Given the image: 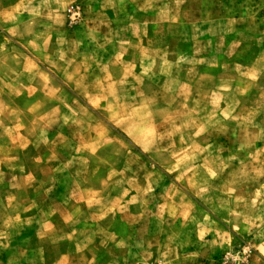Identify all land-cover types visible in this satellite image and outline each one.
Returning <instances> with one entry per match:
<instances>
[{
	"label": "rangeland",
	"instance_id": "374dc122",
	"mask_svg": "<svg viewBox=\"0 0 264 264\" xmlns=\"http://www.w3.org/2000/svg\"><path fill=\"white\" fill-rule=\"evenodd\" d=\"M60 3L67 17L69 7H79L78 23L74 26L67 23L73 29L103 19V29L109 32L111 40L114 36L110 42L112 53L123 45L137 50L148 46L152 52L143 54L157 58L171 73L176 74L178 69L184 77L201 81V91L207 94L218 92L217 80L232 81V89L218 93L221 98L218 95L216 102L223 101L217 107L227 124L225 130L233 132L238 148L230 151L218 147L205 154L201 152L211 162L223 155L209 169L186 165L163 172L134 148L128 135L120 130V111L132 108L135 99L122 100V86L117 80L111 81V99L106 108L94 113L78 101L70 105L67 99L71 94L61 93L60 86H56L47 93L46 116L39 117V108L32 103L24 133L17 125L20 118L15 115L12 120L20 133L0 134V141H24L31 145L0 149V264H120V258L131 261L139 251L133 241L135 237L146 238L148 243L155 241L148 236L149 214L122 211L126 205L134 208L153 205L161 195L159 191L147 193L149 184L139 190L141 197L136 200L128 194L126 197L132 202L125 203L113 195V191L121 189L119 180L204 177L201 170L224 178V183H217L216 178L215 182H204L208 189L218 193L198 189L206 194L199 201L215 211L214 216L225 218L228 227L232 224L235 234L231 235L232 242L215 254L211 264H223L226 257L242 264L262 263L256 253L264 243V0H62ZM112 60L117 65V58ZM160 85L151 82L147 88L158 90ZM1 95L7 97L5 92ZM61 95L66 116L60 120L55 104ZM8 97L15 104L14 114L23 109L15 103L16 94L9 93ZM104 112L108 114L107 121L101 116ZM232 115L237 116L231 121ZM68 130L73 131L72 135ZM224 139L230 140V135ZM212 176L213 173L206 172L209 180ZM190 184L198 185V180L195 178ZM216 184L226 191L216 190ZM125 185L142 186L134 180ZM100 191L107 195L112 192V197L106 198ZM101 207L113 212L102 218L92 209ZM124 217L136 220L137 229L121 228ZM211 231L221 237L223 231L228 232L219 223ZM121 236L133 243L125 246L118 242Z\"/></svg>",
	"mask_w": 264,
	"mask_h": 264
},
{
	"label": "crops",
	"instance_id": "0c3cea01",
	"mask_svg": "<svg viewBox=\"0 0 264 264\" xmlns=\"http://www.w3.org/2000/svg\"><path fill=\"white\" fill-rule=\"evenodd\" d=\"M61 1L0 0V134L20 133L15 127L16 122L12 120L15 115L20 118V124L17 125L21 126V132L24 133L32 103L34 107L38 106L39 117L46 116L47 93L56 86H60L61 93L67 91L71 94L70 99H67L70 105L78 101L89 112L100 111L106 108L111 99V81L117 80L122 86V100L135 99L132 108L120 111V130L128 135L132 146L144 153L154 167L166 173L173 172V167L186 165L209 169L223 155L220 154L211 162L205 160L201 152L205 154L218 147L230 151L238 148V143L233 140V132L225 130L224 125L227 124L223 123L222 111L217 107L223 101L219 99L216 102V97L220 95L218 93L232 89V81H223V78L217 80L215 88L218 92L207 94L201 91V81L184 77L178 69L176 74L173 71L171 73L168 67L161 66L157 58L143 54L152 52L148 46L138 47L137 50V47L123 45L117 53H112L110 42L114 36L111 40L109 32L103 29L101 22L105 21L100 19L98 23V20H93L85 28L73 29L67 24L68 17L64 14L65 7ZM112 57L117 58V65ZM151 82H160V88L148 89L147 85L150 86ZM12 86L16 88H6ZM1 92H5L7 97H3ZM9 93L17 95L15 103L23 108L16 114L12 111L15 104L9 100ZM63 95L55 104L56 116L60 120L66 116ZM176 108H181V111ZM101 116L107 121V113ZM236 116L232 115L229 119L232 121ZM2 123L6 126L2 127ZM68 133L72 135L73 131L68 130ZM226 134L230 135V140L224 139ZM18 147L27 148L31 145L24 141H0V149ZM199 172L204 177H195L198 185L193 187L190 183L195 178L189 175L124 177L119 180L118 187L121 189L119 192L113 191V195L125 203L132 202L126 197L128 194H132L136 200L141 197L139 190L149 184L147 193L159 191L161 195V199L153 205H135V208L126 205L122 211L132 215L149 214L151 224L148 236L155 242L148 243L146 238L135 237L134 244L141 254L139 251L135 253L131 261L120 258V264H211L215 254L232 242L234 226L229 224L228 227L224 223L225 218L214 216L215 211L199 201L206 194L199 193L198 189L213 195L218 193L208 189L204 182L216 178L217 183H224V178L215 177L217 173L212 172L213 179L209 180L205 175L211 172ZM127 178L128 181L125 180ZM133 180L142 186L130 188L125 185ZM215 186L222 193L226 191L219 184ZM100 193L106 198L112 197V192L108 195L105 191ZM92 209L102 218L106 213L113 212L103 207ZM205 212L208 214L198 218ZM123 221L121 228L128 226L137 229L136 220L129 221L124 217ZM217 223L228 230L223 231L222 237L211 231ZM133 241L123 236L118 239L125 246ZM258 249L256 254L263 261L260 264H264V243Z\"/></svg>",
	"mask_w": 264,
	"mask_h": 264
},
{
	"label": "built area",
	"instance_id": "2783aa9c",
	"mask_svg": "<svg viewBox=\"0 0 264 264\" xmlns=\"http://www.w3.org/2000/svg\"><path fill=\"white\" fill-rule=\"evenodd\" d=\"M80 18V9L78 6H72L68 8V24L71 26H74L78 23ZM223 264H242L241 261L236 260L234 258L229 259V257H226Z\"/></svg>",
	"mask_w": 264,
	"mask_h": 264
}]
</instances>
